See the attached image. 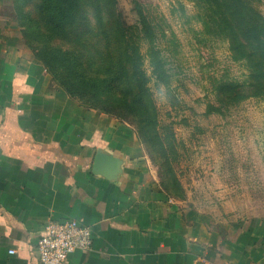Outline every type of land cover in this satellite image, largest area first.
Returning <instances> with one entry per match:
<instances>
[{
	"label": "rangeland",
	"instance_id": "obj_1",
	"mask_svg": "<svg viewBox=\"0 0 264 264\" xmlns=\"http://www.w3.org/2000/svg\"><path fill=\"white\" fill-rule=\"evenodd\" d=\"M246 1L264 18V0H242V12ZM38 2L10 0L6 9L26 49L44 56L54 87L71 88L80 103L130 130L135 158L166 196L215 226L264 218V85L253 77L246 38L226 0H76L73 21L53 31L28 21L27 12L38 18ZM135 3L154 29L161 77L150 64ZM67 51L81 58L90 78L108 81V64L118 76L129 56L139 71L101 87L89 79L77 89Z\"/></svg>",
	"mask_w": 264,
	"mask_h": 264
},
{
	"label": "crops",
	"instance_id": "obj_2",
	"mask_svg": "<svg viewBox=\"0 0 264 264\" xmlns=\"http://www.w3.org/2000/svg\"><path fill=\"white\" fill-rule=\"evenodd\" d=\"M9 2L0 0V264H40L47 222L66 219L89 225L92 243L65 264H264V218L215 226L166 196L127 127L51 84L6 17Z\"/></svg>",
	"mask_w": 264,
	"mask_h": 264
},
{
	"label": "trees",
	"instance_id": "obj_3",
	"mask_svg": "<svg viewBox=\"0 0 264 264\" xmlns=\"http://www.w3.org/2000/svg\"><path fill=\"white\" fill-rule=\"evenodd\" d=\"M21 1H24V3L26 2V0H21ZM226 2L227 5H229V9L231 11V13H229L230 20L232 21L234 20L236 27L238 29L243 30V35L246 38V60L248 61L252 71H256L253 77L258 82V86L264 85V82L261 81V77H264V18H262V16L258 12H256V10L251 6L250 1L249 2L246 1V12H242L239 9L238 4H244L242 3V0H226ZM75 4H76V0H39L37 6L35 7V12L37 14L36 16H38V18L33 19L31 17V14L28 12L26 13V16L28 17L27 18L28 21L30 22L33 20V23L36 26H38V23L40 24L41 22H43L47 28L51 29V31L62 30L65 27L66 19H70L73 21L74 12H75L73 8ZM135 7L138 15L140 32L142 36L150 43V47L148 49V57L150 59V64L153 70L157 73L156 74L157 77H161L164 75L162 61L159 58L158 51L152 45L155 38L154 29L151 23L149 22L148 18L146 17L145 13L143 12L140 4L135 3ZM40 15L43 18H40ZM236 46L239 47L240 45L236 43ZM53 50H55L59 56L60 53H64V51L58 48L51 49V51ZM34 56L36 57L37 60H39L42 63L44 69L47 72L48 68L44 56H42L39 52L35 53ZM66 58H67L66 62L68 65H69L68 60H72L69 66L74 64L76 65V67H72L71 69H72V75L76 80L75 83L77 84L74 86V88L77 89L86 88L85 85H87L89 79L93 80L91 83L95 82L96 86L101 87L102 83L104 82L109 84L110 81L111 82L116 80L117 82L121 81L122 72L124 73V75L129 77L131 72L134 71L135 74H138L139 71L138 61L135 58L129 56L128 63L124 62L122 65H118V69L120 73L118 76L114 75L113 72L114 68H112V65L108 64V69L105 70L104 76L110 77V79L106 81L105 79H100L95 76H92V78H90L86 72V68H84L81 58L75 55L74 53L67 51ZM92 63L95 64L94 62ZM90 84L88 85L90 86ZM61 89L68 96L74 98L73 96L75 91H72L71 88L68 89L66 88L65 90L62 87ZM100 93L104 95L106 92L100 91ZM125 95L126 94L124 93V98ZM137 104H138L137 107H139L142 110V113H144L146 107L142 103V101L138 100ZM80 105L87 109L97 111L96 109H94V107H90L82 103H80Z\"/></svg>",
	"mask_w": 264,
	"mask_h": 264
},
{
	"label": "built area",
	"instance_id": "obj_4",
	"mask_svg": "<svg viewBox=\"0 0 264 264\" xmlns=\"http://www.w3.org/2000/svg\"><path fill=\"white\" fill-rule=\"evenodd\" d=\"M91 243L89 225L75 219L62 222L50 220L36 244V252L40 264H65L70 253L87 250ZM9 253H14V250L10 249Z\"/></svg>",
	"mask_w": 264,
	"mask_h": 264
},
{
	"label": "water",
	"instance_id": "obj_5",
	"mask_svg": "<svg viewBox=\"0 0 264 264\" xmlns=\"http://www.w3.org/2000/svg\"><path fill=\"white\" fill-rule=\"evenodd\" d=\"M105 156L104 155H97L96 158H95V161H94V169L97 170V169H100L101 166H102V160H104ZM110 164V163H109ZM112 165V164H110Z\"/></svg>",
	"mask_w": 264,
	"mask_h": 264
}]
</instances>
